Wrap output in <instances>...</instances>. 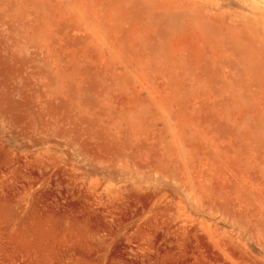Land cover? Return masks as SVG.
I'll use <instances>...</instances> for the list:
<instances>
[{"label":"rangeland","instance_id":"rangeland-1","mask_svg":"<svg viewBox=\"0 0 264 264\" xmlns=\"http://www.w3.org/2000/svg\"><path fill=\"white\" fill-rule=\"evenodd\" d=\"M0 264H264V0H0Z\"/></svg>","mask_w":264,"mask_h":264}]
</instances>
